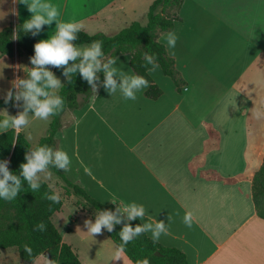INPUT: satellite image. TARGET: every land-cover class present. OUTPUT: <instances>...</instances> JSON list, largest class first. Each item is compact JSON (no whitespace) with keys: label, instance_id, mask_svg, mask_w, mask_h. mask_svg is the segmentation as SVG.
Masks as SVG:
<instances>
[{"label":"crops","instance_id":"obj_1","mask_svg":"<svg viewBox=\"0 0 264 264\" xmlns=\"http://www.w3.org/2000/svg\"><path fill=\"white\" fill-rule=\"evenodd\" d=\"M152 1L49 0L61 21L108 35L134 20L146 23ZM180 14L172 30L175 47H168L167 32L159 40L187 82L183 90L159 65L150 72L163 91L157 99L145 95L147 88L135 100L119 91L110 96L102 86L92 91L85 105L62 115L57 149L71 164L61 171L103 203L143 205L141 223L163 220L168 234L158 241L185 252L190 264H264V218L252 197L253 176L264 159V115L255 116L257 109L264 113V0H184ZM30 17L24 4L0 0V30ZM54 30L55 22L44 26L38 39ZM29 57L0 53V98L17 77H27ZM130 57L119 55L115 67L136 74ZM21 110L0 107V118ZM26 129L21 132L28 139ZM0 159L9 160L1 153ZM62 181L61 193L78 204ZM186 211L193 214L191 228L183 222ZM81 212L94 222L85 207ZM78 214L61 220L63 230L56 226L84 264H134L124 251L122 259L110 260L118 246L105 230L94 237L85 233ZM42 257L41 264H49L44 254L26 262L8 247L0 252V264H38Z\"/></svg>","mask_w":264,"mask_h":264},{"label":"trees","instance_id":"obj_2","mask_svg":"<svg viewBox=\"0 0 264 264\" xmlns=\"http://www.w3.org/2000/svg\"><path fill=\"white\" fill-rule=\"evenodd\" d=\"M184 0H153L146 14V23L134 20L115 34L108 35L102 31L88 33L81 30L78 38L73 43L76 45L91 44L94 41L102 42V50L105 60L115 59L121 54L129 53L130 66L137 75L144 76L149 81V87L145 95L157 99L162 94V89L154 81L149 69L146 66L144 54L148 53L156 57V63L161 66L165 75L174 81L178 91H182L187 84L180 71L177 69L175 59L168 54L164 43L159 40L162 32L172 31L176 22L181 21L180 14ZM22 23L11 22L0 30V53L11 58L22 55L32 56L34 44L39 41L38 36H32L22 29ZM54 71L62 74V69L54 68ZM101 81L103 73H98ZM64 99V109L57 115L50 117L47 133L41 137L37 146L47 145L57 149V131L62 127V115L67 109L80 108L85 105L92 90L79 73L73 76L72 83L65 81L58 91ZM18 106L22 104L10 102L4 103L0 98V107ZM36 146V147H37ZM31 148L30 142L24 133L17 136L15 131L9 129L7 133H0V153L4 158H9V169L19 175V165L25 161V152ZM57 173L74 193L82 196L89 204L96 209H114L116 203H103L92 197L84 187L70 180L61 170L50 167ZM23 189L13 201L0 199V252L4 248L14 247L18 250L20 257L26 262H33L39 255L49 252V264H84L72 246L63 241L62 235L53 222V214L60 211L63 205L52 203L44 198L45 193L56 192L46 181L42 180L39 191L32 192L26 181H22ZM252 197L255 209L259 217L264 218V159L260 168L255 172L252 180ZM43 222L46 225L45 231H36L35 226ZM140 219L131 221L132 226L140 224ZM121 225H116L113 232L106 233L111 237L117 246H122L119 237ZM25 246L31 248V255L25 250ZM123 251L134 264H190L182 250L172 246H166L159 241L153 242L152 237L144 233L127 245H123ZM159 251L161 255H156Z\"/></svg>","mask_w":264,"mask_h":264},{"label":"clouds","instance_id":"obj_3","mask_svg":"<svg viewBox=\"0 0 264 264\" xmlns=\"http://www.w3.org/2000/svg\"><path fill=\"white\" fill-rule=\"evenodd\" d=\"M13 2L24 4L31 13V17L22 25L24 32L36 36L44 30V26H51L53 22H55V30L49 38L40 39L34 44V54L29 57L31 67L26 72L27 77H17L13 81L12 89L7 90L3 95L5 104L10 102L22 104V110L16 115H9L6 112V115L0 118V133H7L9 129H12L18 136L21 130L29 125L30 114L38 120L47 121L51 116L63 111L64 99L57 94L63 84L50 68L62 69V75L67 83H72L73 76L79 73L95 94L102 86L110 96L119 91L126 100H135L138 92L150 86L144 76L127 74L115 67V59L105 60L101 41H94L83 48L77 47L73 42L77 40L82 25L75 21H61L58 8L49 0H13ZM164 39L171 49L175 47L178 37L170 30L165 34ZM144 60L146 66L151 65L149 72H154L159 67L154 55L145 53ZM101 72L103 73L102 81L98 75ZM262 115L264 113L257 109L256 118L260 119ZM25 161L19 165L20 174L17 175L9 169L10 160L0 159V199L9 202L15 200L23 189L22 181L27 182L33 193L37 192L42 186V179L51 177L50 167L68 171L71 164L70 157L64 150L53 149L47 145L29 148L25 152ZM44 198L52 203L61 201L58 192L45 193ZM114 201L116 200L109 199V202ZM145 215L146 210L141 204L117 203L114 209H97L94 222L86 219L85 233L92 237L102 235L104 230L111 233L123 220L119 231L122 246L114 250L110 259L120 260L123 245H127L138 236L150 232L155 243L162 234H168V227L163 220L132 226L131 221L138 218L143 221ZM171 219L172 217L168 216V220L171 221ZM183 222L187 227H192L191 211L185 212ZM34 230L45 231L46 225L40 222ZM24 250L31 255V248L25 246ZM144 264H148V261H144Z\"/></svg>","mask_w":264,"mask_h":264},{"label":"rangeland","instance_id":"obj_4","mask_svg":"<svg viewBox=\"0 0 264 264\" xmlns=\"http://www.w3.org/2000/svg\"><path fill=\"white\" fill-rule=\"evenodd\" d=\"M145 21V20H144ZM90 45V44H89ZM29 125L27 126L26 133L28 136V140L31 144V148L36 147L39 140L42 136H44L47 133L48 127H49V119L47 121L38 120L33 115H29ZM59 131V130H58ZM58 140V139H57ZM49 171L51 172V177L48 179H42L43 181L48 182L55 190L58 192L62 197L64 198V205L59 213L55 215L53 222L59 225V227L63 230V226H61V220L67 217L69 218V213L75 214L76 212H79L78 217L80 218L79 221L84 222L88 218V215L81 212L82 207H85L88 211V213L91 214L95 218L96 208L93 207L88 202L84 201L85 199L78 196L76 193L73 194L74 201H79L78 204L76 202L70 203L67 196H65L59 189L62 190V188L58 187L61 186L63 183L62 178L55 173L52 169L49 168ZM59 184V185H58ZM58 185V186H57ZM63 186V185H62ZM85 219V220H84ZM92 220V219H91ZM15 250V249H13ZM44 257L39 261L38 264H41L42 261H44ZM28 264V263H27Z\"/></svg>","mask_w":264,"mask_h":264},{"label":"water","instance_id":"obj_5","mask_svg":"<svg viewBox=\"0 0 264 264\" xmlns=\"http://www.w3.org/2000/svg\"><path fill=\"white\" fill-rule=\"evenodd\" d=\"M50 69L52 70V69H54V68H50ZM122 224H123V220H122V223H121L120 225L122 226ZM155 254H156V255H161V253H160L159 251H156ZM44 255H46V256L48 257L50 254H49L48 251H45V252H44Z\"/></svg>","mask_w":264,"mask_h":264}]
</instances>
